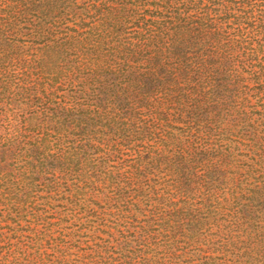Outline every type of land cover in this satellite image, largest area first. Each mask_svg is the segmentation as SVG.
Instances as JSON below:
<instances>
[{
    "label": "trees",
    "instance_id": "1",
    "mask_svg": "<svg viewBox=\"0 0 264 264\" xmlns=\"http://www.w3.org/2000/svg\"><path fill=\"white\" fill-rule=\"evenodd\" d=\"M0 264H264V0H0Z\"/></svg>",
    "mask_w": 264,
    "mask_h": 264
}]
</instances>
